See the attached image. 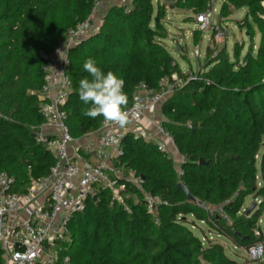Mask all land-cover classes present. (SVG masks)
Masks as SVG:
<instances>
[{
    "label": "trees",
    "instance_id": "obj_1",
    "mask_svg": "<svg viewBox=\"0 0 264 264\" xmlns=\"http://www.w3.org/2000/svg\"><path fill=\"white\" fill-rule=\"evenodd\" d=\"M97 1L0 0V171L15 178L16 190L47 175L55 162L36 136L44 121V66L68 31L93 13ZM211 3L176 0L173 7L196 16ZM239 8L247 9V19L260 31L256 52L247 51L240 61L239 48L234 58L226 49L208 48L205 70L162 105L163 125L184 156L182 173L156 144L126 136L120 163L141 177L142 184L123 180L122 202L100 190L85 210L73 215L63 252L73 264H240L219 239L203 243L192 230L200 222L243 249L264 241L259 224L264 186L257 185V160L264 146V0H223L219 13L228 17ZM166 17L161 2L154 14V0L113 5L99 31L70 50L66 76L72 87L64 108L74 137L99 129L102 122L101 116L92 119L81 112L90 107L78 96L79 80L89 75L83 70L87 58H94L105 74L112 71L125 81L127 105L140 83L157 89L164 77H183L164 42ZM246 25L252 28L249 21ZM259 164L264 174V152ZM145 193L165 203L151 211ZM250 195L261 202L248 214L244 205ZM2 255L0 244V264ZM254 264H264V258Z\"/></svg>",
    "mask_w": 264,
    "mask_h": 264
},
{
    "label": "built area",
    "instance_id": "obj_2",
    "mask_svg": "<svg viewBox=\"0 0 264 264\" xmlns=\"http://www.w3.org/2000/svg\"><path fill=\"white\" fill-rule=\"evenodd\" d=\"M101 1H97L93 13L86 20L68 31L65 40L57 46L44 66V85L40 93V111L44 121L36 127V136L37 141L54 156L55 162L49 173L16 190L15 178L6 171H0L2 264H73L71 258L63 253L69 234L68 223L73 215L85 210L88 200L97 198L100 190L110 191L122 202L121 193L125 190L123 180L139 187L142 184L141 177L132 169L121 166L126 136L154 143L170 157L169 151L180 155L181 160L176 167L182 173L184 156L179 153L173 136L163 125L165 117L159 112L163 103L178 88L196 79L198 74L185 80L183 85L177 83V73L161 79L157 89L140 83L134 92L133 102L125 109L129 115L126 127L106 124L102 117L99 129L81 137L71 134L64 108L72 87L66 76L69 52L99 31L101 25L95 23L94 14ZM215 10L211 4L206 11L195 16V21L200 31L214 29L213 38L219 39L223 31L215 27ZM200 54V47L197 46L194 55L200 57ZM144 195L151 211L160 203H165L157 196ZM256 233L259 234V231ZM246 252L251 260L262 261L264 241L252 245Z\"/></svg>",
    "mask_w": 264,
    "mask_h": 264
},
{
    "label": "rangeland",
    "instance_id": "obj_3",
    "mask_svg": "<svg viewBox=\"0 0 264 264\" xmlns=\"http://www.w3.org/2000/svg\"><path fill=\"white\" fill-rule=\"evenodd\" d=\"M159 2L164 4L167 12V17L164 21L168 30V36L164 39V42L169 52H171L179 64L181 73L183 74V77L178 74L179 79L177 83L180 85H183L185 80L193 76L195 77L205 70L208 62V48L214 49L215 52L226 49L231 58H234V51L239 48L241 50L240 61H242L247 51L252 50L256 52L260 44V31L251 18L247 19L246 8L231 9L230 15L223 17L219 13L223 0H212L211 4L216 8L213 18L215 27L218 26L223 31L220 38L215 39L213 38L216 33L214 29L207 32L199 30L195 21V15L192 12L174 8L173 4H175L176 0H154V14ZM94 19L95 23L99 25L101 16L97 17L94 14ZM248 21L251 23L252 28L246 25ZM197 46L200 47V57L194 55V50ZM214 56H216V53L212 57ZM161 113L162 111L159 112L160 115ZM263 152L264 146L261 148L257 160L259 170L257 176L258 187L264 186V174H261L259 164ZM169 153L175 158L178 167V161L181 160L180 155L172 151H169ZM253 202H257L256 207H258L261 198H255L254 195L246 197L244 209L249 208ZM189 220H192V218H189ZM259 224L264 228V216L260 218ZM199 225L200 227L193 226L192 230L202 238L204 244H207L208 238H212L213 240L219 239L229 257L237 260L240 264L255 263V261L250 259L246 249L236 246L226 237H217L206 224L200 222Z\"/></svg>",
    "mask_w": 264,
    "mask_h": 264
},
{
    "label": "clouds",
    "instance_id": "obj_4",
    "mask_svg": "<svg viewBox=\"0 0 264 264\" xmlns=\"http://www.w3.org/2000/svg\"><path fill=\"white\" fill-rule=\"evenodd\" d=\"M83 70L89 75L79 80L78 96L90 107L83 108L82 115L92 119L101 116L106 124L126 127L129 115L125 110L128 103L123 91L125 81L112 71L105 74L91 57L84 61Z\"/></svg>",
    "mask_w": 264,
    "mask_h": 264
},
{
    "label": "crops",
    "instance_id": "obj_5",
    "mask_svg": "<svg viewBox=\"0 0 264 264\" xmlns=\"http://www.w3.org/2000/svg\"><path fill=\"white\" fill-rule=\"evenodd\" d=\"M128 4H130V0H103L100 4L99 9L95 13L97 17L101 16L99 25L102 24L103 17L108 12V10L110 9L111 6H113V5H128Z\"/></svg>",
    "mask_w": 264,
    "mask_h": 264
},
{
    "label": "water",
    "instance_id": "obj_6",
    "mask_svg": "<svg viewBox=\"0 0 264 264\" xmlns=\"http://www.w3.org/2000/svg\"><path fill=\"white\" fill-rule=\"evenodd\" d=\"M191 127H193V126H191ZM201 163H203V160H201ZM178 186L186 192V194L188 195L189 199L195 200V197L193 195H191V193L189 192L188 188L184 184L179 183ZM95 199H96V197H94V200ZM256 205H257V202H253L251 204V206L248 208V214L253 211V209L256 207Z\"/></svg>",
    "mask_w": 264,
    "mask_h": 264
}]
</instances>
